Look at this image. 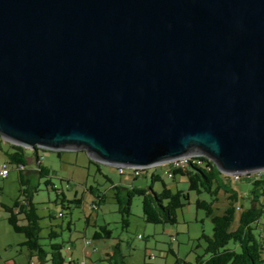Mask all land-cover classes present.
Instances as JSON below:
<instances>
[{"label":"water","instance_id":"obj_1","mask_svg":"<svg viewBox=\"0 0 264 264\" xmlns=\"http://www.w3.org/2000/svg\"><path fill=\"white\" fill-rule=\"evenodd\" d=\"M0 137L264 172V0H0Z\"/></svg>","mask_w":264,"mask_h":264},{"label":"rangeland","instance_id":"obj_2","mask_svg":"<svg viewBox=\"0 0 264 264\" xmlns=\"http://www.w3.org/2000/svg\"><path fill=\"white\" fill-rule=\"evenodd\" d=\"M29 158L27 171L37 169L33 162V152L26 149ZM42 164L50 173L49 179L58 189L47 186V177L30 174L28 182L21 184L18 170L7 164L5 156L0 152V166L6 164L10 177L0 180V264H30L28 248L23 234L16 233L8 222L11 208L17 200L22 199V189L34 192L33 202L40 217V244L48 253L45 262L41 263L33 257V264H52L51 244H62V255L67 261L68 247L72 250L73 264H109L107 253L120 242L126 264H196L198 256L207 258L205 254L206 241L202 237L213 236V223L204 209L197 208L198 199L211 201L207 193L197 194L189 191L188 180L181 174L169 178L164 168H147L134 177L122 176L114 166L94 161L84 150L50 151L40 150ZM158 174L162 181L173 192L178 190L188 192L189 199L184 207L177 210V223L174 225L147 223L143 211V197L135 196L132 201L130 224L122 228V217L114 199L113 184H125L126 181L137 188L153 186L155 192H161V181L152 183V174ZM253 174V173H252ZM232 188L245 196L249 184L232 179L228 180ZM227 176V175H226ZM93 188L96 195L104 196L99 202L96 195L89 192ZM63 192L68 201L81 199L82 203L62 202L58 193ZM228 195L220 194L217 206L223 211L227 206ZM98 201L97 209H94ZM60 214L63 216L61 217ZM20 224H25L19 216ZM69 224H71L69 226ZM108 225L112 231L110 239L94 240L93 234L99 226ZM57 235H51V232ZM173 238L175 240L173 241ZM88 242L92 243L87 245ZM95 249V251H94ZM85 254L89 257L85 258ZM154 256V259H151ZM68 264V263H66Z\"/></svg>","mask_w":264,"mask_h":264},{"label":"trees","instance_id":"obj_3","mask_svg":"<svg viewBox=\"0 0 264 264\" xmlns=\"http://www.w3.org/2000/svg\"><path fill=\"white\" fill-rule=\"evenodd\" d=\"M3 141L0 137V144ZM4 142L8 145L7 150H2L7 164L19 171H24L29 161L26 149ZM40 150L42 149L35 148L32 151L37 164V175L47 177L46 185L58 192L49 179V170L42 164ZM189 163V167L175 169L174 176L177 174L185 176L188 180L189 191H194L197 194L205 192L212 198L211 201L198 199L196 202L197 208L204 209L211 218L214 231L212 237L203 234L202 237L206 241L205 254L207 258L198 256L196 264H264V172L248 174L241 178L239 182L243 181L250 186L248 193L243 196L232 188L230 183L228 184L220 177L223 174L208 158L194 157ZM20 176L21 184L29 181L25 175L21 174ZM224 176L228 180L232 179L229 176ZM156 181L162 182L161 192H155L153 186L137 188L131 183L112 185L118 212L122 217L123 229H126L130 224L132 201L135 196L143 197V211L147 223L162 225L177 223V210L185 206L189 194L181 190L173 192L158 174L153 173L152 183ZM21 191L23 198L17 200L13 207L6 208L10 213L8 222L16 233L25 236L24 245L30 252L31 261L33 257H37L43 263L46 261L48 253L40 244V217L33 202L34 192L29 189ZM89 192L96 195L92 187ZM221 192L228 195V204L223 211H220L217 206ZM58 196H61L62 202L77 205L82 203L81 199L68 201L63 192L58 193ZM96 197L99 202L105 198L102 195H96ZM98 201L94 206L98 207ZM19 216L23 217L25 224H20ZM60 216L63 215L60 214ZM51 235L57 234L52 231ZM111 237L112 231L108 225L99 226L93 234L94 240L110 239ZM62 249V244H51L50 260L52 264L68 263L62 255ZM106 260L109 264H126L120 242H117L111 252L107 253ZM73 262L68 264H73Z\"/></svg>","mask_w":264,"mask_h":264},{"label":"built area","instance_id":"obj_4","mask_svg":"<svg viewBox=\"0 0 264 264\" xmlns=\"http://www.w3.org/2000/svg\"><path fill=\"white\" fill-rule=\"evenodd\" d=\"M164 164H172V171H166L169 178H173L174 177V166H177L179 164H187V167H189L190 163H188V156L186 157H183V158H179V159H175V160H172V161H169L167 163H163V164H160V165H157L155 166V168H164ZM197 165H200V164H197ZM116 169L118 170V173L122 176H127V177H138L141 172L144 170L142 168H127V167H122V166H116ZM9 168L4 166V167H1L0 168V180H4L6 179L8 176H9ZM229 176V175H227ZM245 176V175H240V174H235V175H230L229 177H231L233 180L235 181H240L241 178ZM94 209H97L96 206H94ZM175 240V238H173V241ZM87 245H91L92 246V243L91 242H88ZM95 251V249H94ZM67 253H68V258H67V262L68 263H71L74 261L73 257H72V250L70 247H68L67 249ZM87 256H85L86 258ZM151 259H154V256H151ZM83 264H86L85 262V259L84 261L82 262ZM91 264H94L93 262H91Z\"/></svg>","mask_w":264,"mask_h":264},{"label":"crops","instance_id":"obj_5","mask_svg":"<svg viewBox=\"0 0 264 264\" xmlns=\"http://www.w3.org/2000/svg\"><path fill=\"white\" fill-rule=\"evenodd\" d=\"M8 149V145H7V143H5L4 141L0 144V152H2V150H7ZM2 154H3V152H2ZM4 155V154H3ZM32 156H33V154H32ZM33 162L34 163H36L35 162V160H34V158H33ZM4 166H6V164H4V165H1L0 166V168L1 167H4ZM6 167H8V166H6ZM17 169V168H16ZM18 170V169H17ZM37 170V169H36ZM36 170H33V171H27V169H25L24 171H19L18 170V172H19V174L21 175H25V177L27 178V180H29L30 179V174H37V172H36ZM8 177H10V172H9V176ZM125 184H129V182L128 181H126L125 182ZM90 255V254H89ZM89 255H87V254H85V256H87V257H89ZM29 261H30V264H33V260L31 261V259H30V255H29ZM94 263V262H93ZM95 264V263H94Z\"/></svg>","mask_w":264,"mask_h":264},{"label":"bare ground","instance_id":"obj_6","mask_svg":"<svg viewBox=\"0 0 264 264\" xmlns=\"http://www.w3.org/2000/svg\"><path fill=\"white\" fill-rule=\"evenodd\" d=\"M194 157H205V156H200V155H190L188 156V163L194 158ZM165 166L169 167V171H172V164H164ZM187 164H179L177 166H174V170L175 169H179V168H184L186 167Z\"/></svg>","mask_w":264,"mask_h":264}]
</instances>
